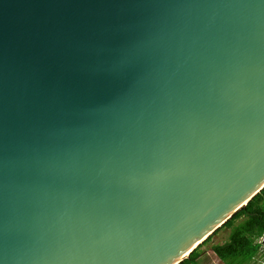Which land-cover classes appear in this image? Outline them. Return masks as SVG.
Here are the masks:
<instances>
[{"label":"water","instance_id":"95a60500","mask_svg":"<svg viewBox=\"0 0 264 264\" xmlns=\"http://www.w3.org/2000/svg\"><path fill=\"white\" fill-rule=\"evenodd\" d=\"M264 188V0H0V264H179Z\"/></svg>","mask_w":264,"mask_h":264},{"label":"trees","instance_id":"16d2710c","mask_svg":"<svg viewBox=\"0 0 264 264\" xmlns=\"http://www.w3.org/2000/svg\"><path fill=\"white\" fill-rule=\"evenodd\" d=\"M224 227L230 228L228 238L211 247L213 254L222 264H250L261 248L259 240L264 235V188L179 264H200L201 246ZM260 251L263 258L264 251Z\"/></svg>","mask_w":264,"mask_h":264},{"label":"rangeland","instance_id":"374dc122","mask_svg":"<svg viewBox=\"0 0 264 264\" xmlns=\"http://www.w3.org/2000/svg\"><path fill=\"white\" fill-rule=\"evenodd\" d=\"M230 228L224 227L215 233L211 240L201 246L200 251L201 255L199 257L200 264H222V262L213 254L211 247L215 244L224 243L229 235ZM261 242L260 250L264 251V235L259 240ZM259 250L257 256L250 264H264V257L261 258L262 252Z\"/></svg>","mask_w":264,"mask_h":264}]
</instances>
